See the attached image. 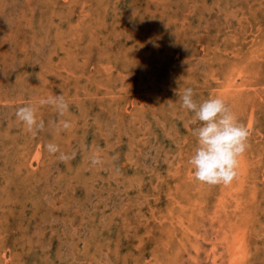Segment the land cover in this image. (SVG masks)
<instances>
[{"label": "rangeland", "instance_id": "rangeland-1", "mask_svg": "<svg viewBox=\"0 0 264 264\" xmlns=\"http://www.w3.org/2000/svg\"><path fill=\"white\" fill-rule=\"evenodd\" d=\"M263 36L264 0H0V264H264ZM189 87L248 131L227 185L188 163ZM50 94L73 127L32 136Z\"/></svg>", "mask_w": 264, "mask_h": 264}, {"label": "clouds", "instance_id": "clouds-1", "mask_svg": "<svg viewBox=\"0 0 264 264\" xmlns=\"http://www.w3.org/2000/svg\"><path fill=\"white\" fill-rule=\"evenodd\" d=\"M181 107L193 113L191 124L196 137V146L188 163L193 170L194 178L209 185H227L237 175L240 156L247 148V129L239 122L236 115L220 97H209L197 103L192 88L174 90ZM49 106L56 113V120H49L47 126L58 134L73 127L69 113V102L63 94L47 95L35 103H27L17 108L15 117L21 122L24 130L36 136L46 128L45 120L39 115V109ZM45 150L49 154H59L63 161L71 157L62 152L55 142H48ZM89 164L102 167L103 156L98 151L89 155Z\"/></svg>", "mask_w": 264, "mask_h": 264}, {"label": "bare ground", "instance_id": "bare-ground-1", "mask_svg": "<svg viewBox=\"0 0 264 264\" xmlns=\"http://www.w3.org/2000/svg\"><path fill=\"white\" fill-rule=\"evenodd\" d=\"M263 37H264V36H263ZM262 39H263V38H262ZM259 43H260V42H259ZM257 45H258V44H257ZM249 52H250V51H249ZM251 52H252V51H251ZM251 52H250V53H251ZM259 52H260V51H259ZM263 52H264V51H263ZM247 53H248V52H247ZM256 53H257V52H256ZM261 53H262V52H261ZM251 55H252V54H251ZM256 56H257V55H256ZM245 57H246V56H245ZM250 57H251V56H250ZM244 59H245V58H244ZM248 60H249V59H248ZM248 62H249V61H248ZM232 68H233V67H232ZM236 68H238V67H236ZM241 68H242V67H241ZM239 69H240V68H239ZM242 69H243V68H242ZM242 69H241V71H242ZM232 70H234V69H232ZM232 70H231V71H232ZM235 70H236V69H235ZM235 70H234V71H235ZM234 71H232V72H234ZM229 73H230V72H229ZM242 74H243V73H242ZM250 74H251V73H250ZM253 74H254V73H253ZM253 74H252V75H253ZM230 75H231V74H230ZM233 75H234V74H233ZM237 75H238V74H237ZM248 76H249V74H248ZM232 82H233V81H232ZM215 84L218 85V83H215ZM231 84H232V83H231ZM217 85H216V86H217ZM219 85H220V84H219ZM219 85H218V86H219ZM216 86H215V87H216ZM224 87H225V86H224ZM225 88H226V87H225ZM228 90H230V89H228ZM228 90H227V91H228ZM221 91H222V90H220V92H221ZM237 91H238V90H237ZM237 91H236V92H237ZM230 92H231V91H230ZM240 92H241V91H240ZM231 93H232V92H231ZM232 94H233V93H232ZM209 97H210V96H209ZM231 97H232V96H231ZM227 98H228V97H226V99H227ZM252 122H253V121H252ZM250 123H251V122H250ZM252 125H253V124H252ZM250 127H251V126H250ZM245 152H246V151H245ZM244 155H246V154L244 153ZM247 157H248V156H247ZM36 160H37V159H36ZM247 161H249V160H247ZM244 162H245V161H244ZM176 164H177V163H176ZM247 164H248V163H247ZM247 164H246V165H247ZM245 167H246V166H245ZM174 168H175V167H174ZM246 168H247V167H246ZM237 170H238V169H237ZM246 170H247V169H246ZM261 170H262V169H261ZM244 171H245V170H244ZM241 175H242V174H241ZM243 175H244V174H243ZM243 175H242V176H243ZM254 176H255V175H254ZM237 177H238V176H237ZM242 182H243V181H242ZM235 187H236V186H235ZM236 188H237V187H236ZM239 189H241V188H239ZM242 189H243V188H242ZM238 192H239V190H238ZM225 193H226V192H225ZM240 194H241V193H240ZM225 196H226V195H225ZM230 196H231V195H230ZM234 196H235V195H234ZM213 197H215V196H213ZM222 197H224V196H222ZM228 197H229V196H228ZM234 198H235V197H234ZM242 198H243V197H242ZM242 198H241V199H242ZM219 199H221V198H219ZM225 199H226V198H225ZM226 200H227V199H226ZM233 200H234V199H233ZM219 201H220V200H219ZM219 201H218V202H219ZM241 201H242V200H241ZM220 202L222 203V200H221ZM236 203H237V202H236ZM236 203H234V204H236ZM172 204H173V203H172ZM237 204H238V203H237ZM221 209H222V206H221ZM235 210H237V209H235ZM153 217H154V216H153ZM187 230H188V229H187ZM202 230H203V229H202ZM202 230H201V231H202ZM210 230H211V228H210ZM211 231H212V230H211ZM219 231H220V230H219ZM202 232H203V231H202ZM215 232H216V231H215ZM215 232H214V233H215ZM262 232H263V231H262ZM206 234H207V233H206ZM217 234H218V233H217ZM208 235H209V234H208ZM214 235H215V234H214ZM231 235H232V234H231ZM218 237H219V235H218ZM221 239H222V238H221ZM216 240H217V239H216ZM221 245H222V244H221ZM137 246H138V245H137ZM243 247H244V246H243ZM213 249H214V248H213ZM225 250H226V249H225ZM216 252H219V251H216ZM216 252H215V253H216ZM219 254H221V253H219ZM190 258H191V257H190ZM220 258H221V256H220ZM218 260H219V259H218ZM222 261H223V260H222ZM223 262H226V261H223ZM213 263H214V261H213ZM214 264H215V263H214ZM222 264H223V263H222Z\"/></svg>", "mask_w": 264, "mask_h": 264}]
</instances>
